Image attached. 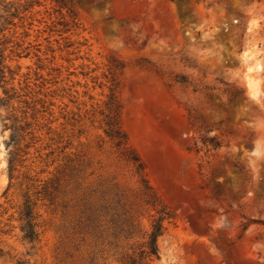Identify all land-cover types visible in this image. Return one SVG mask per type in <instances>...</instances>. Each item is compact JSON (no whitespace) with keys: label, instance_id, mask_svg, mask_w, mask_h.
<instances>
[{"label":"rangeland","instance_id":"1","mask_svg":"<svg viewBox=\"0 0 264 264\" xmlns=\"http://www.w3.org/2000/svg\"><path fill=\"white\" fill-rule=\"evenodd\" d=\"M5 2L0 264H264V0Z\"/></svg>","mask_w":264,"mask_h":264},{"label":"trees","instance_id":"2","mask_svg":"<svg viewBox=\"0 0 264 264\" xmlns=\"http://www.w3.org/2000/svg\"><path fill=\"white\" fill-rule=\"evenodd\" d=\"M59 2H64V0H58ZM5 3V4H4ZM3 4L4 10L7 12H11V7H9V3H6L5 0H0V5ZM11 16L16 17L17 13H11ZM6 23L10 24L11 21L6 18ZM4 30V29H2ZM6 69H9V66L4 64L3 53L0 50V83L6 78ZM122 69L120 66H116V70ZM244 93L242 90H238L236 94H232V99L236 98L239 95ZM108 108V118L106 121V125L108 128L106 129V133L112 139L116 140L119 146L127 145L129 159L134 163L136 167V171L142 177L143 181H147L145 174V165L140 156L136 152H130V146L128 145V136L123 129L122 121H121V112H122V104L119 101L115 88H112V93L110 95V100L107 103ZM13 140H16L13 138ZM205 145H210L212 148L217 149L221 146V142L216 137H208L203 140ZM16 161V156L12 154L10 158V170H14ZM11 178L12 175H10ZM159 217L154 221L152 226V231L149 234V239L147 241V251H144L143 254L150 257H159V245L158 239L164 232V221L166 219H171L173 216L166 211V208L163 207L158 211ZM20 219L23 222L22 231L24 233V239L34 242L38 238V231L35 223V214H34V206L29 199L26 200L24 206L20 212ZM124 264H136L133 260L132 262H127Z\"/></svg>","mask_w":264,"mask_h":264}]
</instances>
